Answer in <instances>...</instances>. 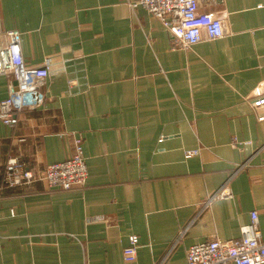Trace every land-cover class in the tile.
Instances as JSON below:
<instances>
[{
	"label": "crops",
	"instance_id": "obj_1",
	"mask_svg": "<svg viewBox=\"0 0 264 264\" xmlns=\"http://www.w3.org/2000/svg\"><path fill=\"white\" fill-rule=\"evenodd\" d=\"M133 1L0 0V40L17 30L27 67L52 62L42 105L0 120V264H187L188 247L238 238L252 211L264 241V120L244 100L264 80V0L202 1L225 34L189 49ZM13 84L0 76V101ZM77 141L84 187L50 188L45 168ZM11 158L30 183L6 187ZM223 185L230 196L208 202Z\"/></svg>",
	"mask_w": 264,
	"mask_h": 264
},
{
	"label": "built area",
	"instance_id": "obj_2",
	"mask_svg": "<svg viewBox=\"0 0 264 264\" xmlns=\"http://www.w3.org/2000/svg\"><path fill=\"white\" fill-rule=\"evenodd\" d=\"M202 1L213 0H135L131 7H142L156 17L167 30L174 47L189 49L196 43L219 39L225 34L219 17L199 10ZM3 38L5 41L0 40V76L11 77L14 84L8 97L0 101V120L13 127L20 112L42 105V83L39 80L48 77L52 62L50 58H46L38 67H27L21 53L20 33L14 29L7 30L3 33ZM244 100L256 113L258 120H264V80ZM236 144V139H233L232 145ZM197 153V150H188L184 154L186 158H190ZM33 178L31 169L18 159L11 158L6 162V187L28 184ZM43 179L50 188L56 190L68 191L84 187L87 165L82 143L77 141L74 154L68 159L48 165ZM229 196V188L223 185L210 195L208 202ZM137 246L138 237L130 235L122 253L124 261L135 260ZM186 260L187 264H264V241L258 226L257 212H251L250 222L241 227L238 238H213L191 245L186 251Z\"/></svg>",
	"mask_w": 264,
	"mask_h": 264
}]
</instances>
